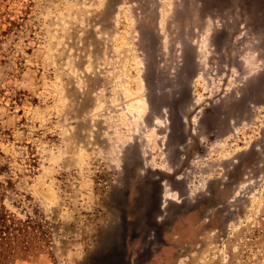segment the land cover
<instances>
[{"label": "rangeland", "instance_id": "1", "mask_svg": "<svg viewBox=\"0 0 264 264\" xmlns=\"http://www.w3.org/2000/svg\"><path fill=\"white\" fill-rule=\"evenodd\" d=\"M258 1L0 0V201L53 237L15 264H264Z\"/></svg>", "mask_w": 264, "mask_h": 264}, {"label": "trees", "instance_id": "2", "mask_svg": "<svg viewBox=\"0 0 264 264\" xmlns=\"http://www.w3.org/2000/svg\"><path fill=\"white\" fill-rule=\"evenodd\" d=\"M52 241L49 223L37 209L21 216L0 201V264L51 255Z\"/></svg>", "mask_w": 264, "mask_h": 264}, {"label": "water", "instance_id": "3", "mask_svg": "<svg viewBox=\"0 0 264 264\" xmlns=\"http://www.w3.org/2000/svg\"><path fill=\"white\" fill-rule=\"evenodd\" d=\"M224 1H228L229 0H224ZM256 9L259 10V11H264V0H259L257 3H256ZM208 10V7H204L201 9L202 12H205ZM228 38V32L223 33V34H218L216 37H215V41L217 43H223L224 40ZM260 80L261 82L263 83L264 82V74L260 76ZM162 201L163 199L161 198V205H162Z\"/></svg>", "mask_w": 264, "mask_h": 264}, {"label": "bare ground", "instance_id": "4", "mask_svg": "<svg viewBox=\"0 0 264 264\" xmlns=\"http://www.w3.org/2000/svg\"><path fill=\"white\" fill-rule=\"evenodd\" d=\"M137 100V99H136ZM136 102H138V101H136ZM141 103V102H140ZM142 106V105H141ZM143 108V107H142ZM168 197V196H167Z\"/></svg>", "mask_w": 264, "mask_h": 264}]
</instances>
